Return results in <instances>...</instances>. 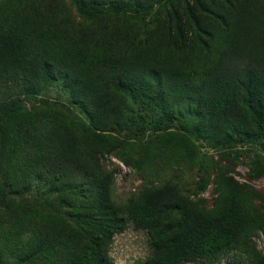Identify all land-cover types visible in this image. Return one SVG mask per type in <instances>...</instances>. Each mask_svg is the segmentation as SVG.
Here are the masks:
<instances>
[{"label": "trees", "instance_id": "16d2710c", "mask_svg": "<svg viewBox=\"0 0 264 264\" xmlns=\"http://www.w3.org/2000/svg\"><path fill=\"white\" fill-rule=\"evenodd\" d=\"M172 1L70 0L98 17L82 24L64 0H0V204L9 206L0 250L20 249V263L116 264L114 234L132 224L147 234L142 264H215L228 254L264 264L252 240L264 233L259 191L168 126L144 144L112 134L132 131L136 106L156 113L155 124L178 117L186 132L181 114L193 111L198 139L243 150L248 175L264 173V0H195L184 21ZM168 6L167 23L149 34L120 19ZM58 79L70 82L84 119L19 109L17 95ZM107 154L147 175L124 202L114 199ZM196 164L215 172L209 207L198 196L208 177L195 181L194 199L176 174ZM34 184L49 193L26 197Z\"/></svg>", "mask_w": 264, "mask_h": 264}, {"label": "rangeland", "instance_id": "374dc122", "mask_svg": "<svg viewBox=\"0 0 264 264\" xmlns=\"http://www.w3.org/2000/svg\"><path fill=\"white\" fill-rule=\"evenodd\" d=\"M69 6L71 14L74 16L75 20L82 24L92 23L97 20L98 17L90 13H82L77 7L70 2V0H64ZM174 8L179 11L185 20V5L194 6L195 0H173ZM170 7L165 9L156 10L152 14L145 16L144 19L139 18L135 20L133 18L127 17V15H120V19L123 21H128L130 25H135L139 28L140 32L152 33L157 28L164 26L167 22L166 14L168 13ZM105 16L108 18H113V15L109 11L105 12ZM106 18L108 21L110 19ZM70 82L66 80H55L53 83L42 81V85L32 91L20 93L16 96L18 103L20 104L19 109H26L31 111L32 109H41L40 113L42 115H54V114H64L70 119H77V117L84 119V113L81 107L76 103L75 92L73 89L69 88ZM134 116L138 115L134 119L132 131L115 129L112 134H115L117 138L121 140L132 139L138 140L139 144H144L149 139L147 134L152 133V128L156 125H160V128L168 126L169 130L175 131L177 133H185L188 138L187 140L192 143V145L198 150L200 156L212 157V165L214 162L226 167L228 175L233 176L235 179L242 183L249 184L263 197V201L259 203L264 206V173L256 178H251L248 175V163L250 158L247 156L246 152L243 150H235L223 148L220 150L217 147H213L206 140L198 139L197 135L192 132L193 124L197 122L196 115L193 111H183L181 114V119L185 127L190 129V132H186L185 128L179 123L178 117L174 116L171 121L161 122L155 124V120L158 119L156 113H152L151 109H140L136 106L133 109ZM4 117V116H3ZM138 125L140 129L145 130V134H142L135 130ZM143 135V136H140ZM140 139V140H139ZM257 150L258 147H255ZM242 149V148H241ZM198 161V160H197ZM101 162L105 165L106 169L110 170L114 174L113 183V196L118 202H124L132 196L136 195L144 185H146L147 175L143 171H138L136 168H131L121 162L118 158L114 157L112 154L104 155L101 158ZM198 164V163H197ZM193 165L191 167L184 166L176 171V174L181 178L188 187V193L195 199L197 196L194 193V184L200 178V175L204 173L208 177V184L206 188L198 194L205 199L204 203L207 207L211 206L214 193V182L215 177L214 169L208 166L207 171H202L198 168V165ZM41 185H33L31 189L25 190L24 195L26 197H45L49 191L46 188L40 187ZM11 194H8L10 197ZM15 199L19 197L17 195L12 196ZM258 201V200H257ZM1 203V198H0ZM4 203L0 204V215L3 216L4 210L6 208ZM253 244L256 251L260 254H264V233L261 231L256 232L253 237ZM14 246H7L0 250L1 263L2 264H22L18 259V256H23L21 250L18 249V253L15 254ZM109 253L116 264H142V262L149 256L150 250L147 242V234L144 230L136 229L129 224L128 227L117 234H114L113 241L110 245ZM17 255V258L15 256ZM187 264V263H186ZM199 264H205L201 261ZM215 264H246L245 261L238 254H228L216 260Z\"/></svg>", "mask_w": 264, "mask_h": 264}]
</instances>
